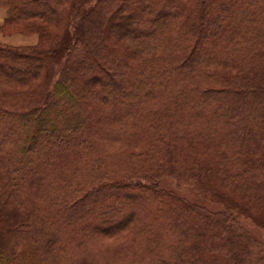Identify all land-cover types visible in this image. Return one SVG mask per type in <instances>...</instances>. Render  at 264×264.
<instances>
[{
    "label": "trees",
    "instance_id": "trees-1",
    "mask_svg": "<svg viewBox=\"0 0 264 264\" xmlns=\"http://www.w3.org/2000/svg\"><path fill=\"white\" fill-rule=\"evenodd\" d=\"M92 1L0 0V264H260L264 0Z\"/></svg>",
    "mask_w": 264,
    "mask_h": 264
},
{
    "label": "rangeland",
    "instance_id": "rangeland-1",
    "mask_svg": "<svg viewBox=\"0 0 264 264\" xmlns=\"http://www.w3.org/2000/svg\"><path fill=\"white\" fill-rule=\"evenodd\" d=\"M92 1V0H91ZM93 0L90 4L92 5ZM89 4V5H90ZM8 15V10L0 6V42L10 45H33L36 44L41 38V31L36 28L30 29L31 26L26 27L21 23H5V18ZM116 176V175H115ZM158 185L165 190L170 191L178 197L184 198L190 202L198 204L202 207H205L211 211L222 210L224 204L222 200L216 197L214 194H207V197L203 198L193 187V184H190L184 178H178L175 176H164L158 181ZM220 186L221 190L226 191L222 184L216 183ZM119 199H123L122 194H116ZM128 198V196H127ZM131 202V199H126ZM134 202V201H133ZM132 202V203H133ZM137 202V201H135ZM225 202V200H224ZM234 206V205H233ZM240 213L232 214V217L237 218L241 227L246 230L252 238H254L260 246L263 248V252L258 256L260 264H264V226L259 221L260 214H255V211L252 209L246 208H237ZM253 209H255L253 207ZM129 211V210H128ZM262 225L259 226L257 223ZM89 225L93 226L94 222L89 221ZM107 242H110L111 246L118 245L121 242H124L125 234H113L110 236H104ZM102 242V241H101ZM103 245H107L105 242H102Z\"/></svg>",
    "mask_w": 264,
    "mask_h": 264
}]
</instances>
